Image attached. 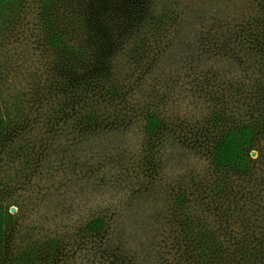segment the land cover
I'll list each match as a JSON object with an SVG mask.
<instances>
[{"label": "rangeland", "instance_id": "374dc122", "mask_svg": "<svg viewBox=\"0 0 264 264\" xmlns=\"http://www.w3.org/2000/svg\"><path fill=\"white\" fill-rule=\"evenodd\" d=\"M172 1L118 61L121 89L87 99L88 113L60 62L56 90L27 89L51 56L30 27L7 30L4 84L29 94L1 137L12 215L0 264H188L192 206L238 250L264 249V0ZM243 125L250 164L216 165L218 141ZM98 214L108 225L96 232Z\"/></svg>", "mask_w": 264, "mask_h": 264}, {"label": "trees", "instance_id": "16d2710c", "mask_svg": "<svg viewBox=\"0 0 264 264\" xmlns=\"http://www.w3.org/2000/svg\"><path fill=\"white\" fill-rule=\"evenodd\" d=\"M170 2L174 3L172 0H0V49L8 44L7 30L30 27L27 38L35 41L36 51L41 44L51 57L44 74H37L32 83V78L26 82L27 89L39 82L56 90V67L60 62L72 82V91L79 96L81 112L88 113L90 108L84 106L87 99L121 89L118 61L128 54L133 56L130 52H135L146 32L167 21ZM1 74L0 69V250L12 215L11 204L6 201L8 182L4 170L11 139L1 137L17 124L20 111L16 99L29 94L12 92ZM160 123L159 117H149V130H157ZM254 139L251 125L227 131L214 148L216 165L248 166ZM187 224L188 264H264V249L257 248V239L254 246L252 243L238 250L234 239L224 238L216 231L217 220L210 223L199 207L192 206ZM107 225L108 217L101 214L91 222L96 232Z\"/></svg>", "mask_w": 264, "mask_h": 264}]
</instances>
